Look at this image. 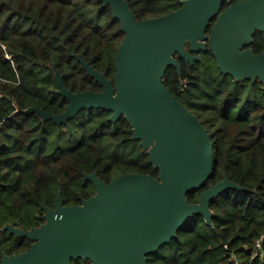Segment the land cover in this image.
<instances>
[{"label":"trees","instance_id":"1","mask_svg":"<svg viewBox=\"0 0 264 264\" xmlns=\"http://www.w3.org/2000/svg\"><path fill=\"white\" fill-rule=\"evenodd\" d=\"M124 1L138 21L168 15L181 2ZM241 1L230 0L223 10ZM123 40L120 22L96 0H0V264L3 255L18 256L32 246L4 228L41 227L43 207L54 209L59 195L65 207L81 206L96 194L88 175L107 184L129 174L159 177L124 117L113 123L107 110H83L56 125L27 113H65L56 72L67 89L101 92L72 56L113 80ZM248 48L264 54V33L257 32ZM178 61L181 73L169 68L163 84L201 122L215 152L212 178L188 199L197 204L225 178L242 190L212 200L210 226L202 216L192 217L147 264H264V84L223 75L210 50L193 64Z\"/></svg>","mask_w":264,"mask_h":264},{"label":"water","instance_id":"2","mask_svg":"<svg viewBox=\"0 0 264 264\" xmlns=\"http://www.w3.org/2000/svg\"><path fill=\"white\" fill-rule=\"evenodd\" d=\"M96 1L111 9L124 34L114 79L72 56L102 91L74 92L56 72V94L68 102L65 113H27L56 125L67 124L83 110H107L113 123L124 117L159 177L129 174L107 184L88 175L96 194L81 206L65 207L59 195L54 209L43 207L46 222L41 227L4 228L32 246L18 256L3 255L1 264H147L192 217L202 216L210 226L212 200L228 190H242L225 178L203 192L197 204L190 203L188 194L204 188L213 176L214 147L201 122L171 95L163 78L169 68L181 73L178 58L193 64L210 50L223 75L264 84V54L244 49L257 32L264 33V0L224 10L230 0H181L177 11L145 21H138L124 0Z\"/></svg>","mask_w":264,"mask_h":264},{"label":"built area","instance_id":"3","mask_svg":"<svg viewBox=\"0 0 264 264\" xmlns=\"http://www.w3.org/2000/svg\"><path fill=\"white\" fill-rule=\"evenodd\" d=\"M261 242H262V240L261 241H258L257 243H256V247L259 249V250H261ZM264 257V256H263Z\"/></svg>","mask_w":264,"mask_h":264},{"label":"flooded vegetation","instance_id":"4","mask_svg":"<svg viewBox=\"0 0 264 264\" xmlns=\"http://www.w3.org/2000/svg\"><path fill=\"white\" fill-rule=\"evenodd\" d=\"M244 1H246V0H244ZM248 1V0H247ZM242 2V1H241Z\"/></svg>","mask_w":264,"mask_h":264}]
</instances>
